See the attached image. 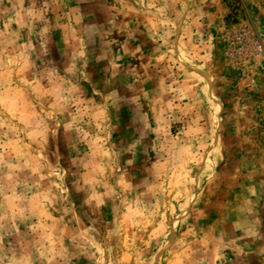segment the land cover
<instances>
[{"label": "rangeland", "instance_id": "374dc122", "mask_svg": "<svg viewBox=\"0 0 264 264\" xmlns=\"http://www.w3.org/2000/svg\"><path fill=\"white\" fill-rule=\"evenodd\" d=\"M0 264H264V0H0Z\"/></svg>", "mask_w": 264, "mask_h": 264}]
</instances>
